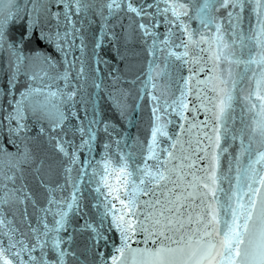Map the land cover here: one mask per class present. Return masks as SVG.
<instances>
[{
    "label": "snow or ice",
    "instance_id": "1",
    "mask_svg": "<svg viewBox=\"0 0 264 264\" xmlns=\"http://www.w3.org/2000/svg\"><path fill=\"white\" fill-rule=\"evenodd\" d=\"M21 2L23 9L16 6V0H0V56L5 58L8 70L7 91L0 88V231L7 229L4 235L18 233L22 237L0 241V264H67V258H75V252L69 250L72 238L65 240L62 234L68 231L69 212L74 206L79 207L75 191L71 202L61 204L52 195L54 190L45 186L48 205H55L58 211L50 226L46 219L49 208L42 209L38 226L32 227L24 207L27 233L13 228V221L7 219L3 209L28 202L35 206L28 185L23 183L24 165L37 164V172L43 166L27 147L32 139L30 121L37 126L38 135L66 158L64 172L69 174L79 160L77 149L91 151V141L96 138L94 126L103 124V131H108V125L95 118V111L85 122L82 116L88 117L87 107L82 112L75 110L77 94L84 88L79 81L86 82L88 78L82 59L67 58L73 48L83 53V39L79 45L75 43L80 31L76 24L81 21L73 17L89 11L104 20L100 38L94 43V54L109 33L111 39H116L114 25L108 23L110 18L123 12L134 25L133 31L139 33L148 58L147 80L141 91L150 86L156 92L158 85L154 81L167 75L169 65L186 67L189 72L187 77H180L183 87L177 89L178 97L169 100L165 91L149 93L155 126L139 162L128 153L109 173L110 161L105 158L96 181L107 190L96 189L104 197L103 211L97 223L85 220L81 228L89 232L91 248L100 264H264V151L256 152V159H249L243 168L237 158L235 187L227 173H220V155L227 152L221 148V140L238 138L227 126L234 104L242 103V112H257L262 117L239 130L241 154L251 157L257 135L264 144V0H254L256 26L247 34L241 24L245 4L250 0H102L99 8L95 0ZM193 22L199 28H193ZM16 28L22 29L18 35L13 31ZM38 44L63 53L66 67L62 73L49 74L56 69V63ZM27 45H34L31 52L26 53ZM115 53L121 60L125 58L119 47ZM102 62L106 63L96 55L97 73ZM77 63L79 87L68 92L58 87L53 90L56 80L68 87ZM201 73L205 80L198 79ZM21 76L25 88L17 98L16 85ZM110 76L115 88L110 95L116 109L124 115L128 110L127 96L116 87L120 76ZM209 80L213 82L211 99L199 87ZM245 82L250 85L247 90L243 87ZM102 83V77L96 75L91 86L102 89ZM190 95L195 102L189 100ZM81 102L86 105L83 96ZM189 112L191 116L186 115ZM173 113L176 121L161 122L164 115ZM201 114L203 120L199 119ZM70 119L78 121L73 125V135H79V145L66 139L65 124ZM170 124L175 125L171 133L167 130ZM161 138H166L163 143L167 147L161 146ZM232 171L229 164L228 173ZM108 175H113L115 183H109ZM221 181L228 182L227 191ZM57 215L59 219L55 218ZM105 219L109 220L107 226ZM113 232L117 233L116 239L110 236ZM150 243L155 247H147ZM109 246L112 253L105 259L102 249Z\"/></svg>",
    "mask_w": 264,
    "mask_h": 264
},
{
    "label": "water",
    "instance_id": "2",
    "mask_svg": "<svg viewBox=\"0 0 264 264\" xmlns=\"http://www.w3.org/2000/svg\"><path fill=\"white\" fill-rule=\"evenodd\" d=\"M102 0H95L96 7L99 8ZM16 6L23 9L24 3L21 0H16ZM7 8V6H5ZM256 7L254 0H250L249 3L245 4L243 12V20L241 27L244 29L245 34L248 33L250 28L256 26V13L253 9ZM15 10V9H13ZM221 11L220 15H223ZM105 15L107 12L105 11ZM73 19H79L81 22L76 24V27L80 29L76 36V45L80 44L81 38L84 42L83 53L78 48H73L69 51L68 61L75 58L82 59L84 61L85 74L87 81L80 80L79 84H83L84 88L82 92H79L76 97L75 110L82 112L86 106L88 109V117L85 119L92 118V112H96V119L103 120L108 125V131H103V124L94 126L96 131V138L91 141V151L87 148L77 149L79 160L76 165L72 166L71 173H65L64 168L67 166L66 158L56 151L48 140L38 135L36 128L37 126L30 121V125L33 130L30 133L32 139L28 144V149L31 150L32 156L37 162L42 161L43 166L40 171L37 172V164L24 165V179L23 183L28 185V191L32 194L33 203L28 202L26 205L14 206L12 208H4L3 211L7 214V219L13 221L12 227L18 229L19 232H28V223L31 222L32 227L38 226V221L43 216L42 209L49 208L47 215V222L51 226L53 214L58 211L55 205L49 206V192L47 189L54 190L52 195L57 201L63 204L64 201L71 202L70 197L72 192L77 193V201L79 207L73 208L69 212V227L66 233H62L65 240L70 236L72 238L69 250L75 252V258H67V264H100L99 258L96 256L94 250L91 248V240L89 239V232L82 231V224L85 220L90 223H97L100 219V213L103 211L104 197L96 191L99 187L101 192L107 190L102 184H97L96 181L100 179L102 169L106 163L105 158H108L110 165L108 172L112 173V169L118 166L120 157L126 156L128 153L133 154V159L139 162V158L142 154V148L151 142V129L155 126V117L152 113V101L150 94H159L160 91L166 92V98L169 100L179 96L178 88L183 87V81L180 77H187L189 72L187 68H180L178 65H169L167 68V75L157 77L154 81L158 85L156 92H153L151 87L147 90L143 89L144 81L147 80V57L143 51V44L139 37V33L133 31L134 25H130L129 19L124 15L123 12L119 13L116 17L109 19L108 23L114 25L113 31L116 33V39H111V33L108 37L103 38V46L97 49L95 54L93 51L94 43L100 38V32L104 20L102 17L93 14L92 11L80 14L79 17H73ZM193 28H199L198 23L193 22L191 25ZM22 29L16 28L13 31L18 35ZM63 31V28H61ZM160 31H164L163 28ZM227 39V37H226ZM34 45H27L25 48L26 53L31 52ZM39 49L45 53H50L53 61L56 63V69L50 71V75H56L57 72L62 73L66 67V62L63 59V53H60L54 47H49L47 44H38ZM119 47L121 54L125 56L123 60L120 59L115 53V49ZM96 55L102 58L106 63H99V72L97 73L94 69L97 67ZM80 65L77 63L72 70V76L68 87H65V83L56 80L53 86V90L57 87L63 89L65 92L71 91L74 87H79L75 76V69ZM161 68L164 64L160 65ZM7 68L5 65V58L0 56V88L7 91ZM259 72V69H257ZM118 73L120 80L117 82L116 87L121 89L127 96L125 103L128 106V110L124 115L114 106L112 96L110 94L115 93L113 87V79L110 74ZM96 75L102 77V89H94L92 85V78ZM214 75V74H213ZM140 77L138 80L137 77ZM198 79L205 80L204 73L198 76ZM134 82V83H133ZM195 86V81H193ZM204 90L205 94L211 99L214 97V93L211 91L213 87L212 81H207L205 84L199 86ZM243 87L247 90L250 85L245 82ZM25 88V79L23 76L19 78V82L16 85L17 98H19V92ZM81 96L84 97L86 105L81 102ZM139 97H143L140 99ZM189 100L194 101L193 96H189ZM207 103V101H205ZM191 106V105H190ZM208 107L211 108L209 104ZM242 103L234 104V111L231 113L232 119L228 120L227 126L231 133L237 135L236 140H232L229 136L226 139L221 140V148H226L227 152H223L220 155V173H227L232 178V186L235 187V177L237 166V158H239L240 166L243 168L248 165L249 159H256V152L264 151V144L260 143V137L257 135L252 142V153L249 158L248 153L241 154V144L239 139V130L249 125L254 120H259L262 117L257 112L249 113L247 111L242 112ZM67 111V109H65ZM171 112V109H168ZM191 116L192 113H186ZM172 119L176 121V115L173 113L171 116L164 115L162 121ZM200 120L204 119V115L199 116ZM243 121V123H242ZM78 121L70 119L65 124V130L67 132L66 139L74 141L75 144L79 145V135H73V125L77 124ZM175 125H168V131L171 133L174 130ZM211 134V133H210ZM247 132H245L244 145L247 146L249 141L247 138ZM202 136V133H201ZM161 138V146L167 147L166 143H163ZM192 139H196V133L192 135ZM6 142V141H5ZM19 143V142H18ZM105 145H108L106 148ZM24 146L21 145V148ZM15 151L14 149H9ZM73 149H69L72 151ZM212 149H209L211 152ZM219 151V150H217ZM229 164H231L233 171L228 173ZM83 165V167H81ZM259 169L261 165H256ZM202 175V173H197ZM67 178V179H66ZM107 179L109 183H115L113 175H108ZM46 186V187H45ZM221 187L228 190L229 184L227 181H221ZM220 195L221 200L223 196ZM99 205V207H97ZM24 207L27 208V221L25 216L22 214ZM117 207L119 205L117 204ZM65 211H68L65 209ZM59 219L57 215L55 217ZM110 219V218H109ZM109 223L108 219L104 220L105 226ZM7 229L0 231V241L5 243L12 237L13 239L22 238L19 237L18 233H8ZM111 238L116 239L117 233L113 232L110 234ZM140 247H145L141 244ZM133 247H137L133 244ZM147 247H155L153 244H148ZM104 251V258L107 259L112 253V248L102 249Z\"/></svg>",
    "mask_w": 264,
    "mask_h": 264
}]
</instances>
